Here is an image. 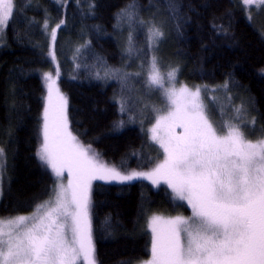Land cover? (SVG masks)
<instances>
[{"label": "trees", "instance_id": "1", "mask_svg": "<svg viewBox=\"0 0 264 264\" xmlns=\"http://www.w3.org/2000/svg\"><path fill=\"white\" fill-rule=\"evenodd\" d=\"M247 12L242 0H172L171 8L169 0H16L0 45V147L5 151L0 217L30 213L53 195L54 178L37 155L48 95L44 73L53 74L68 99L72 131L100 159L137 170L157 163V150L144 130L138 125L115 128L117 84L106 78L115 69L132 68L125 53L131 36L135 85L142 91L141 66L151 56L147 36L153 25L164 33L153 47L162 72L178 68V82L200 87L214 123L215 108L223 106L221 111L233 117L240 108L246 138L264 139V30L247 19ZM61 20L53 44L51 29ZM90 200L97 264L148 260L150 217L189 211L164 187L141 181L93 182Z\"/></svg>", "mask_w": 264, "mask_h": 264}, {"label": "snow or ice", "instance_id": "2", "mask_svg": "<svg viewBox=\"0 0 264 264\" xmlns=\"http://www.w3.org/2000/svg\"><path fill=\"white\" fill-rule=\"evenodd\" d=\"M243 5L259 8L264 0H243ZM15 10L16 0H0V36ZM61 24L62 20L51 29L53 44ZM163 35L153 25L147 36L149 45ZM50 54L55 60V52ZM178 71L167 72L165 87L157 57H152L149 83L163 89L168 108L149 130L163 150L162 162L149 171L110 166L90 145L85 147L69 129L67 98L56 78L44 73L48 95L37 155L57 178L67 171L68 180L66 185L57 183L53 197L36 205L32 215L0 217V264H97L90 217L92 181L136 179L166 184L172 198L191 209L188 217H150L151 256L143 264H264V139L246 138L240 108L218 131L201 88L182 85L177 89ZM59 74L57 66L56 77ZM251 124L255 125L254 118ZM176 128L183 132L177 134ZM4 157L0 147V177Z\"/></svg>", "mask_w": 264, "mask_h": 264}, {"label": "rangeland", "instance_id": "3", "mask_svg": "<svg viewBox=\"0 0 264 264\" xmlns=\"http://www.w3.org/2000/svg\"><path fill=\"white\" fill-rule=\"evenodd\" d=\"M242 3H243V0H242ZM251 7L255 8L253 13H251L249 11V8H251ZM251 7H247V11H248L247 12V19L250 22H252V23L256 22V24H258L264 30V5L260 6L259 8H256L255 5H253ZM249 15L251 16V19L248 18ZM2 41H3V34H2V36H0V45L2 44ZM153 47H154V45H152L150 47L151 56L149 57L148 62H146V64L141 66L143 68V71H144V74H142L143 78H144V85H143L142 91L144 93H141L142 91L140 92V90H139L140 86L137 88V86L135 85V78L138 75V72L135 70V58H136L135 57V52L132 51L133 48L130 45H127L125 53H126L127 58L129 60L128 62L132 63V65L130 64L132 66V68L129 67L128 71L126 70V71H121V72H115V73H112V74L109 73L106 78L109 81L114 80V82H116V84H117V86H116V101H117L116 104H118L117 106H118L119 118H118V122L115 125V128L119 129V131H120L123 128V126H127V125L128 126H135V125H138L141 130L145 131V134H146V136L148 138L149 143L151 145L155 146V148L157 150V153H158V156H159V160L157 161V163H158V162H162V160H163V150L160 148L158 143L154 142L151 139V132L149 130L155 124L156 119L158 118V116L166 113L167 108H168V101H167V99H166V97L164 95L163 89H161L159 86L151 85L149 83L148 77H149V72H150V67H151V60H152V57L155 56ZM130 48H131V51L129 50ZM75 63L76 62H75L74 57L72 59H70V64H71L70 67L71 68L75 67ZM133 65H134V68H133ZM157 66H158L160 72L165 76V87H168L166 74L170 70H164L162 72V70L160 69V67L158 65V62H157ZM54 72L56 73L55 70H54ZM109 75L111 76L110 79H109ZM44 85L47 86V83H46L45 80H44ZM182 85H185V84H183L181 82H178L177 81V77H176V87H177V89L180 86H182ZM57 86H58V84H57ZM192 89L194 90V88H192ZM201 97L203 99V96H201ZM43 101H44V103H43L42 113L44 112V108H45V106L47 104V97ZM67 102H68V99H67ZM225 109L226 108L223 107V106L220 109L219 108H215V113H216V116L218 117L216 123H214L213 122L214 120H212L209 117L210 120L213 122L214 126L217 127L218 131L220 129V126L223 123H225V122L230 120V116L231 115L228 114V111L227 112L226 111L225 112L221 111V110H225ZM67 116H68V113H67ZM231 117L233 118V116H231ZM68 121H69V119H68ZM69 129L73 133V135H75L77 137V139L85 147L89 146V144L84 143L83 141H81L78 138V136L72 131V129L70 127V124H69ZM175 131H176L177 134H181L183 132V129L176 128ZM255 141L256 140H254L253 142H255ZM42 142H43V136H42V140L40 142V147H41ZM91 149L96 152V150L92 146H91ZM100 160L102 162H104L102 159H100ZM40 162L49 170V172L53 176L55 185L57 183H59V182H62L65 185L67 184V180H68L67 171H65L63 173L62 177L57 178L54 175V173L52 172L50 167H48L46 164H44L41 160H40ZM104 163H106V162H104ZM3 164H4V160H3ZM106 164H108V163H106ZM108 165H110V164H108ZM110 166H113V165H110ZM123 166H124V168L128 169L126 165H123ZM118 168H120V167H118ZM121 170H123V169H121ZM128 170L149 171L151 169H149V170L128 169ZM138 181L145 182V183L149 184L151 187H153L155 189L158 188L159 186L164 187V189L168 190V192L172 196L171 189L168 188L166 184L161 183L160 185L157 186V185H153L151 183V181L145 180V179H136V180L125 181V182L93 180L92 183L95 182V183H102V184L121 185V184H131V183L138 182ZM55 185H54V187H55ZM3 190H4V187H3V175H2V177H0V199L2 197V191ZM52 197H53V195H52ZM174 201L177 204H180L183 207L185 206L189 210L187 215L181 214L182 216L188 217V216L191 215V209L187 206L186 202L177 201V200H174ZM44 202H42V203H44ZM42 203H40V204H42ZM34 210H35V208L30 213L23 214V216L32 215ZM16 216H18V215H16ZM11 217H15V216H11ZM161 217H163V216H161ZM163 218L167 219V218H170V217H163ZM147 228H148V223H147ZM148 231H149L150 239H151V230L149 228H148ZM81 262H83V261H81ZM139 264H143V262H141Z\"/></svg>", "mask_w": 264, "mask_h": 264}]
</instances>
